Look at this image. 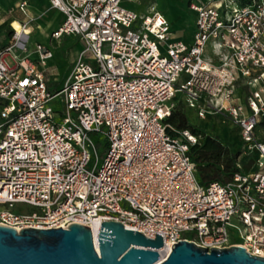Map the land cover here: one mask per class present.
Wrapping results in <instances>:
<instances>
[{"label": "built area", "instance_id": "obj_1", "mask_svg": "<svg viewBox=\"0 0 264 264\" xmlns=\"http://www.w3.org/2000/svg\"><path fill=\"white\" fill-rule=\"evenodd\" d=\"M122 1L49 0L65 17L52 37L74 35L84 45L54 93L44 70L50 48L37 43L36 61L20 58L29 37L16 31L0 49V224L66 229L118 221L149 238L162 234L159 251L184 239L264 256V126L257 138L264 123V0H189L197 15L190 44L171 38L169 20L154 7L138 14ZM27 5L19 3L26 15ZM240 80L250 88L245 103L237 101ZM177 93L201 118L213 113L234 122L246 153L259 151L257 170L238 165L228 181H199L190 155L199 137L189 129L173 136L165 123ZM59 97L61 111L50 105ZM97 132L107 139L101 166ZM17 204L37 210L16 213Z\"/></svg>", "mask_w": 264, "mask_h": 264}, {"label": "water", "instance_id": "obj_2", "mask_svg": "<svg viewBox=\"0 0 264 264\" xmlns=\"http://www.w3.org/2000/svg\"><path fill=\"white\" fill-rule=\"evenodd\" d=\"M97 242L99 250L91 228L77 222L66 229L0 224V264H154L164 245L162 234L149 238L118 221H102ZM206 247L179 240L158 264H264L242 245Z\"/></svg>", "mask_w": 264, "mask_h": 264}, {"label": "rangeland", "instance_id": "obj_3", "mask_svg": "<svg viewBox=\"0 0 264 264\" xmlns=\"http://www.w3.org/2000/svg\"><path fill=\"white\" fill-rule=\"evenodd\" d=\"M18 2L19 0H0V14L8 24L12 42L13 35L16 33V30L11 24V19L21 21V24L24 26H32L34 28L32 35L29 36L30 43L28 44L27 52L18 53L20 58L26 56L27 54L34 57L36 56L33 53L35 45L49 40L48 35L54 27L58 26L61 19L60 17H57L56 20V12L50 10L46 0H29L31 4L30 18L20 11L17 6ZM122 5L138 14H148L149 10L154 7V10L160 11L165 15L171 24V28L174 32L179 34V36H182L181 32L185 31L186 33L188 30H191L195 21V14L189 10L187 0H138V2L123 0ZM47 22H50L53 27L51 30H44L42 32L41 29L46 28ZM27 37L23 39L26 40ZM45 46L50 48L54 54V58L50 61L46 71L48 86L50 91L54 93L60 90L68 80L74 62L80 55L84 45L75 36H65L61 41H57L55 43L49 41L48 43H45ZM160 48L162 51H165V46L161 45ZM104 51H109L108 44L104 46ZM180 100H183L187 107L178 106V110L186 116L189 124L204 129L208 133L221 138L219 140L228 145V149L232 153L241 151V155L243 154L244 141L240 138L239 129L234 122L227 121L224 116L213 113L208 114L205 118H201L197 107H190L187 104V95L177 93L174 101L178 102ZM243 103H245V98H243ZM195 104L197 105V102H195ZM50 105L57 111H61L63 109L61 97L53 100ZM93 139L96 142L95 149L98 157V166H101L107 154V139L103 134L98 132L94 133ZM258 159V149L253 151L252 157L249 160H247V157H244V155L238 158V160L242 163L243 170L247 173L257 170L256 163ZM196 178L201 181V176L198 171H196ZM220 180L226 181V179L222 178ZM5 208L6 207L4 205H0V210ZM34 210L37 209L28 205L17 204L15 205L13 211L16 213H22ZM233 236L235 235L233 234ZM233 240L238 241L240 239L235 236L233 237Z\"/></svg>", "mask_w": 264, "mask_h": 264}, {"label": "trees", "instance_id": "obj_4", "mask_svg": "<svg viewBox=\"0 0 264 264\" xmlns=\"http://www.w3.org/2000/svg\"><path fill=\"white\" fill-rule=\"evenodd\" d=\"M178 109V107L173 109L165 123L173 136H178L180 131L189 129L199 137L198 143L191 146L190 155L197 165L201 181L210 182L221 178L228 180L234 172L239 170L237 159L241 151L232 153L228 145L219 139L205 135L201 129L189 124L186 116Z\"/></svg>", "mask_w": 264, "mask_h": 264}, {"label": "crops", "instance_id": "obj_5", "mask_svg": "<svg viewBox=\"0 0 264 264\" xmlns=\"http://www.w3.org/2000/svg\"><path fill=\"white\" fill-rule=\"evenodd\" d=\"M21 1H23V0H19V2H18V4H17V6L19 7V3L21 2ZM25 1H27V12H28V17L30 18L31 17V4H30V2H29V0H25ZM47 2H48V5H49V7H50V10H53V11H55L56 12V15H55V18H56V20H57V17H60V19H61V22L58 24V26L57 27H54L53 29H52V31L50 32V34L48 35V37H49V40H47V41H45V42H40L41 44H44L45 45V43H48L49 41L50 42H53V43H55V42H57V41H61L65 36H74V35H64L63 37H61L60 39H54L53 37H52V33L55 31V30H57L59 27H60V25L62 24V22H63V20H64V15H63V13H61L59 10H57V9H54V8H51V5H50V2H49V0H46ZM211 1V0H210ZM222 1V2H221ZM228 1H230V0H214V3H216L217 5H220V2L221 3H225V4H228ZM231 1H233L234 3H236V4H239V3H241V1H239V0H231ZM239 1V2H238ZM246 1H248V0H243L242 2H246ZM187 3H188V5H189V0H187ZM20 9V8H19ZM189 10H190V8H189ZM21 11V10H20ZM191 11V10H190ZM22 12V11H21ZM191 12H193L194 14H195V21H194V24H193V27H192V29L191 30H186L187 32L185 33V31H183V32H181V34H182V36H179V34H177L176 32H174L173 31V29L171 28V31H172V36H171V38L173 39V40H181V41H184L185 43H188V44H190V43H192V41H193V35H194V33H195V30H196V13L194 12V11H191ZM23 13V12H22ZM23 14H25V13H23ZM26 15V14H25ZM11 21V20H10ZM53 27V25L50 23V22H47V24H46V28L44 29V28H42L41 30H42V32L44 31V30H51V28ZM75 37H77V36H75ZM45 38H46V36H45ZM78 38V40L81 42V40H80V38L79 37H77ZM12 43V38H11V36H10V33H9V28H8V24L6 23V21L2 18V16H1V14H0V49H2V48H4V47H7L8 45H10ZM29 43H30V41H29ZM28 43V44H29ZM211 52H212V50H211V45H209V47H208V49H207V55H212L211 54ZM35 61L37 60V55L36 56H34V57H32ZM53 58H54V54H53ZM53 58L52 59H50L49 61H48V64H47V66L44 68V70H45V72L47 71V67H48V65H49V63H50V61L51 60H53ZM250 91V88L248 87V85L246 84V82L244 81V80H240L239 82H238V89H237V97H238V100L237 101H239V102H243V98H245V101H246V98H247V96L249 95V92ZM176 102V107H178V106H183V107H187L186 106V104H185V102H183V100H180V101H175ZM226 119V118H225ZM227 121H230V120H228V119H226ZM263 126H264V123H262L260 126H259V128L257 129V138L258 139H261L262 137H263ZM194 127H196V126H194ZM196 128H199V127H196ZM237 128L239 129V133H240V138L242 139V136H241V129L237 126ZM199 129H201V128H199ZM202 130V132L203 133H205V135H207V136H211V137H213V138H215V139H221V138H219V137H217V136H214V135H212V134H210V133H208L206 130H204V129H201ZM243 148H244V152H243V154L242 155H244V157L246 156L247 157V160H249L251 157H252V154H253V152H251V153H246V146H245V143H244V146H243ZM241 155V153H240V155H239V157L240 156H242ZM238 157V158H239ZM246 162V161H245ZM247 163V162H246ZM237 165H240L241 167H242V163H241V161L240 160H238L237 159ZM241 170L242 171H244L243 170V167L241 168ZM245 172V171H244ZM231 178V177H230ZM229 178V179H230ZM228 179V180H229ZM228 180H226V181H228Z\"/></svg>", "mask_w": 264, "mask_h": 264}, {"label": "bare ground", "instance_id": "obj_6", "mask_svg": "<svg viewBox=\"0 0 264 264\" xmlns=\"http://www.w3.org/2000/svg\"><path fill=\"white\" fill-rule=\"evenodd\" d=\"M11 24H12L13 28L17 31L18 35L20 36V38L22 40H24L23 38H25L27 36L28 37L31 36L33 31H34V28L32 26H24L23 24H21V21H18V20H15V19H11ZM99 229H100L99 221L93 222V224L91 226V230L93 232V236H94V239H95V244H96L97 250H99L98 242H97ZM171 251H172V244H169L165 248L161 249L160 250L161 258H160V260L158 262H156L154 264H158L161 261H163L169 255V253Z\"/></svg>", "mask_w": 264, "mask_h": 264}]
</instances>
